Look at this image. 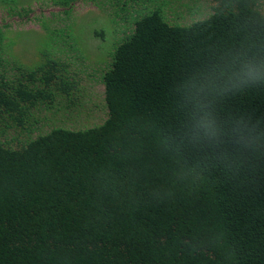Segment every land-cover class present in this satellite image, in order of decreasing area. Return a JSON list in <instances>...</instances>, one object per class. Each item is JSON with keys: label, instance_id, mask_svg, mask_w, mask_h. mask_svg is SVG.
Segmentation results:
<instances>
[{"label": "trees", "instance_id": "obj_1", "mask_svg": "<svg viewBox=\"0 0 264 264\" xmlns=\"http://www.w3.org/2000/svg\"><path fill=\"white\" fill-rule=\"evenodd\" d=\"M74 1L51 2L69 16ZM204 1L213 12L185 25L128 14L100 79L108 115L90 128L37 127L71 95L58 42L80 51L75 23L32 66L0 30V264H264V82L214 98L216 139L192 133L185 90L214 67L264 65V10ZM241 118L244 147L228 137Z\"/></svg>", "mask_w": 264, "mask_h": 264}, {"label": "rangeland", "instance_id": "obj_2", "mask_svg": "<svg viewBox=\"0 0 264 264\" xmlns=\"http://www.w3.org/2000/svg\"><path fill=\"white\" fill-rule=\"evenodd\" d=\"M51 1L0 0V30L8 37L15 59L26 66L41 59L40 50L49 41L47 33L75 23L73 31L80 51L67 50L64 44H71L66 42L68 39L62 42L59 38L58 42L61 62L68 66L67 74L74 81L71 95L57 100L50 112H42L37 125L39 129L43 126L45 129L59 126L90 128L105 121L108 108L100 80L102 69L109 61L112 43L123 36V31L134 28L128 21V14L135 16L140 10L162 8L170 23L185 25L213 12V3L204 0H75L73 10L67 16L63 7ZM260 3L264 10V0ZM11 6L30 10L27 14L24 11L9 14L4 8ZM59 107L62 110L56 112Z\"/></svg>", "mask_w": 264, "mask_h": 264}, {"label": "clouds", "instance_id": "obj_3", "mask_svg": "<svg viewBox=\"0 0 264 264\" xmlns=\"http://www.w3.org/2000/svg\"><path fill=\"white\" fill-rule=\"evenodd\" d=\"M249 81L264 82V65L255 57L244 61L239 67L235 64L214 67L211 73L203 74L201 79L193 77L188 81L185 85L186 102L191 131L195 137L199 138L203 134L209 139L219 138L220 128L211 112L214 98L239 90L240 85L248 84ZM254 133L255 129L245 125L241 118L229 130L228 137L236 145L244 147L253 142Z\"/></svg>", "mask_w": 264, "mask_h": 264}]
</instances>
